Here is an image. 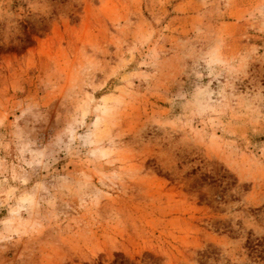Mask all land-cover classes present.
Masks as SVG:
<instances>
[{
    "label": "rangeland",
    "instance_id": "obj_1",
    "mask_svg": "<svg viewBox=\"0 0 264 264\" xmlns=\"http://www.w3.org/2000/svg\"><path fill=\"white\" fill-rule=\"evenodd\" d=\"M0 264H264V0H0Z\"/></svg>",
    "mask_w": 264,
    "mask_h": 264
}]
</instances>
